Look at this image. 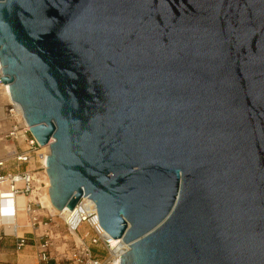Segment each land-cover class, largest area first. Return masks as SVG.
Masks as SVG:
<instances>
[{"label":"water","instance_id":"1","mask_svg":"<svg viewBox=\"0 0 264 264\" xmlns=\"http://www.w3.org/2000/svg\"><path fill=\"white\" fill-rule=\"evenodd\" d=\"M0 62L120 264H264V0H0Z\"/></svg>","mask_w":264,"mask_h":264},{"label":"built area","instance_id":"2","mask_svg":"<svg viewBox=\"0 0 264 264\" xmlns=\"http://www.w3.org/2000/svg\"><path fill=\"white\" fill-rule=\"evenodd\" d=\"M1 68L3 65L0 62V88L9 85L1 80ZM4 106L6 117L12 120L4 134V140L13 141L14 148L6 150L5 155L0 157V242H9L15 252L31 244L36 250L37 264H72L58 261L52 263L50 248L54 232L52 224L47 221L53 220L55 216L49 211L40 212L42 203L37 195L30 198L32 192L38 190L39 184L36 172L27 165L33 156L39 157L42 154V146L31 134L29 125L24 122L23 113L19 120L15 118L13 102ZM20 196L27 199L23 206H18L17 198ZM21 215H24V220H21ZM62 225L68 233L75 231L80 237L79 242L74 241L73 253L80 264H109L112 237L99 225L96 205L92 199L80 197L67 218L62 220ZM42 226L45 227L41 229ZM24 228L29 230L22 231ZM36 228L42 230L39 235L35 232ZM25 234H31V237ZM97 246L100 248L96 249ZM104 251L108 253L107 258L102 256Z\"/></svg>","mask_w":264,"mask_h":264},{"label":"rangeland","instance_id":"3","mask_svg":"<svg viewBox=\"0 0 264 264\" xmlns=\"http://www.w3.org/2000/svg\"><path fill=\"white\" fill-rule=\"evenodd\" d=\"M6 101L2 100L0 98V108H3V113H5V105ZM12 120H10L9 118L6 117V115L4 117H0V139L3 138L4 139V134L7 132L10 123ZM8 141L5 142L0 140V155L3 152V147L5 143L7 144H13V141H11L10 139H7ZM2 147V148H1ZM41 153L43 152V150L40 151ZM37 156H33L31 159L30 164L27 165V167L29 169L34 170L37 176V181H38V190L37 193L40 196L41 200H42V210H40V212H45V211H49L53 216H55L53 218V220L51 221H47L48 223L52 224V228H53V232H54V239L53 244L50 248L51 253H52V263L55 262H67V263H72V264H80V261H78L77 259L74 258L73 253L75 252V242H79L78 240H76L74 238V236H72V234L68 233L65 228L62 225V217L60 218L59 215L53 213L50 208L47 207L46 204V188H47V184H48V175L44 173V167H42L41 161H40V155ZM42 168H41V167ZM44 184L46 185L44 187ZM44 187V188H43ZM18 206H22L25 202L26 199L24 197H18ZM10 221H8L9 223ZM11 222H15L11 220ZM10 227V226H9ZM45 226H42V228H44ZM41 229H35V232L37 235H39L41 233ZM29 229L24 228L22 229V231H27ZM28 237H31V234H25ZM80 240V239H79ZM75 241V242H74ZM6 241H1L0 242V250L1 251H5V250H12V245L9 244V242L7 244H5ZM26 247H28V249H30V253L32 255L33 258H27L26 260H19L17 259L15 256H9V262H17L18 264H37V259H36V250L34 246H31V244L27 245ZM100 248L99 246L95 247ZM13 250L15 251V249L13 248ZM18 253H21V251H19ZM102 256H104L105 258L108 257V253L106 251L103 252ZM101 257V258H104ZM80 258V257H79ZM82 259V256H81ZM33 261V262H32ZM32 262V263H31ZM1 264L4 262H0Z\"/></svg>","mask_w":264,"mask_h":264},{"label":"bare ground","instance_id":"4","mask_svg":"<svg viewBox=\"0 0 264 264\" xmlns=\"http://www.w3.org/2000/svg\"><path fill=\"white\" fill-rule=\"evenodd\" d=\"M0 98H1L2 100L6 101V103H8V102H13V101H12V98H11V95H10V91H9L8 86H4V87H1V88H0ZM3 112H4V111H3V108H0V117H1V118L4 117V113H3ZM15 112H16L15 118L19 120V119L21 118V114L19 113V111H16V110H15ZM22 120H23V119H22ZM23 121H24V120H23ZM24 122H26V121H24ZM0 140L4 141L3 138H1ZM51 141H52V139H51ZM7 145H8V144L5 143L4 146H2L3 148L1 147V148L3 149V152H2V154L0 155V157L5 155L6 150H8V149H13V148H14V146H13V147H10V146H7ZM11 146H12V144H11ZM41 149L43 150V152H42V154L40 155V156H41V157H40V161H41L42 167H44V173L48 175V173H47V169H46V168H47V155H48V151H49L48 145H43ZM0 151H2V150H0ZM35 175H36V174H35ZM49 189H50V180L48 179L47 188H46V190H45V191H46V197H45V198H46V204H47V207L50 208V210H51L53 213L59 215L60 218L62 217V219H64V217H63L60 213H58L57 211H55V209L53 208L52 203H51V197H50V191H49ZM36 195L39 197V200H40V202L42 203V200H41L40 196L38 195L37 190H34V191L32 192L30 198L33 199L34 197H36ZM20 197H22V196H20ZM25 199H26V198H25ZM89 199H90V198H89ZM17 200H18V198H17ZM26 200H27V199H26ZM23 205H24V204H23ZM23 205H22V206H23ZM24 219H25V218H24V215H21V220H24ZM9 228H10V227H9ZM18 233L20 234V231H18ZM70 234H72V236H74V238H75L76 240L79 241L80 237H79V235H78L77 232H75V231H71ZM121 241H122L121 238H115V239L112 238V239H111L109 264H120L119 261H118V259H117V257L120 256V255H122V254L128 249V248L125 247L122 243H120V245H121L125 250L122 251L121 253L117 254V255L115 254V252H114L113 250H114V248L119 244V242H121Z\"/></svg>","mask_w":264,"mask_h":264},{"label":"crops","instance_id":"5","mask_svg":"<svg viewBox=\"0 0 264 264\" xmlns=\"http://www.w3.org/2000/svg\"><path fill=\"white\" fill-rule=\"evenodd\" d=\"M5 116V113H4ZM7 146L13 147V145L11 146V144H8ZM8 242H5V244H7ZM10 244V243H9ZM9 256H15L17 259L19 260H23V259H27V258H33L31 253H30V249H28V247H24L21 250V253L15 252L12 248V250H0V262H4L2 264H18L17 262H9ZM33 262V261H32ZM31 262V263H32ZM1 264V263H0Z\"/></svg>","mask_w":264,"mask_h":264}]
</instances>
